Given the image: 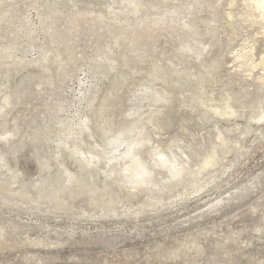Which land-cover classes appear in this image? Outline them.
<instances>
[{
	"label": "rangeland",
	"instance_id": "obj_1",
	"mask_svg": "<svg viewBox=\"0 0 264 264\" xmlns=\"http://www.w3.org/2000/svg\"><path fill=\"white\" fill-rule=\"evenodd\" d=\"M261 1L0 0V264H264Z\"/></svg>",
	"mask_w": 264,
	"mask_h": 264
},
{
	"label": "bare ground",
	"instance_id": "obj_2",
	"mask_svg": "<svg viewBox=\"0 0 264 264\" xmlns=\"http://www.w3.org/2000/svg\"><path fill=\"white\" fill-rule=\"evenodd\" d=\"M260 6L264 10V0L260 2ZM124 144L125 142H123V144L121 143L120 145ZM130 145H132V143H130ZM118 148V146H113V149ZM121 156L129 160V165L124 168V171L126 172L127 178L130 182L142 184L150 181L152 172L141 163L137 157V151L135 149L129 146L128 150L123 152ZM155 164L166 166L168 172H170L174 177L180 174V170L175 168L174 162L165 154L159 155L155 161Z\"/></svg>",
	"mask_w": 264,
	"mask_h": 264
}]
</instances>
